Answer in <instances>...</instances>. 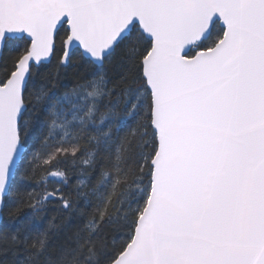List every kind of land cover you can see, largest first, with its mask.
Instances as JSON below:
<instances>
[{
    "label": "snow or ice",
    "instance_id": "snow-or-ice-1",
    "mask_svg": "<svg viewBox=\"0 0 264 264\" xmlns=\"http://www.w3.org/2000/svg\"><path fill=\"white\" fill-rule=\"evenodd\" d=\"M0 241V264H264V0H0Z\"/></svg>",
    "mask_w": 264,
    "mask_h": 264
},
{
    "label": "trees",
    "instance_id": "trees-1",
    "mask_svg": "<svg viewBox=\"0 0 264 264\" xmlns=\"http://www.w3.org/2000/svg\"><path fill=\"white\" fill-rule=\"evenodd\" d=\"M78 71H82V70H78L76 68H69L66 70V72H62L61 76H60V83L69 84V85L72 84L74 82V79H75ZM109 75L110 76L114 75L113 70H111V69L109 70ZM134 129H135V122H130V125L128 127H126L123 132H121V136L128 135L130 133V131H132ZM94 175H95V173H94ZM76 179H77L76 177H72L70 179V184L66 189L68 192H70L72 194L73 199H78L76 194H75V191H74V189H75V183L74 182L76 181ZM33 181L36 183L35 180L29 181V182H27L26 187L29 188V186H31V185L35 186V183H33ZM82 199H83L82 197L79 198L80 201H82ZM28 211H30V210L25 208L22 211L21 215H23L24 213H26ZM47 215L49 217H51L53 215H57L55 212V205H50L48 207ZM59 222H60L59 218H57L56 223H59ZM2 246H3V242L0 241V247H2ZM4 258H5L4 255L2 253H0V260H2ZM7 258L8 259L12 258V252L11 251L8 252ZM20 258L23 259L24 257L21 256Z\"/></svg>",
    "mask_w": 264,
    "mask_h": 264
},
{
    "label": "rangeland",
    "instance_id": "rangeland-1",
    "mask_svg": "<svg viewBox=\"0 0 264 264\" xmlns=\"http://www.w3.org/2000/svg\"><path fill=\"white\" fill-rule=\"evenodd\" d=\"M33 183H35V182L33 181ZM74 183L76 185V181ZM32 187H34V185L29 186V188H32ZM74 191H75V194H76V188L74 189Z\"/></svg>",
    "mask_w": 264,
    "mask_h": 264
}]
</instances>
